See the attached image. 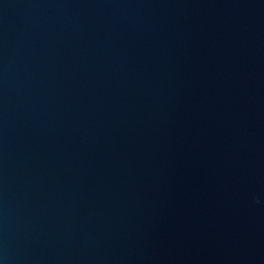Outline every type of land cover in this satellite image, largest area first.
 I'll list each match as a JSON object with an SVG mask.
<instances>
[{
	"label": "water",
	"instance_id": "1",
	"mask_svg": "<svg viewBox=\"0 0 264 264\" xmlns=\"http://www.w3.org/2000/svg\"><path fill=\"white\" fill-rule=\"evenodd\" d=\"M0 264H264V0H0Z\"/></svg>",
	"mask_w": 264,
	"mask_h": 264
}]
</instances>
